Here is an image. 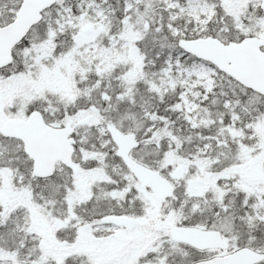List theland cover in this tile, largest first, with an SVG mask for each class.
<instances>
[{
  "label": "snow or ice",
  "instance_id": "1",
  "mask_svg": "<svg viewBox=\"0 0 264 264\" xmlns=\"http://www.w3.org/2000/svg\"><path fill=\"white\" fill-rule=\"evenodd\" d=\"M0 264H264V0H0Z\"/></svg>",
  "mask_w": 264,
  "mask_h": 264
}]
</instances>
